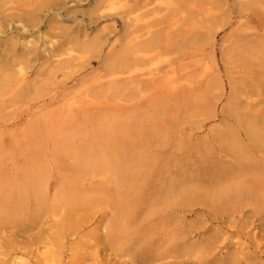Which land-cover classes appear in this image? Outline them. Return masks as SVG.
Instances as JSON below:
<instances>
[{
  "label": "rangeland",
  "instance_id": "1",
  "mask_svg": "<svg viewBox=\"0 0 264 264\" xmlns=\"http://www.w3.org/2000/svg\"><path fill=\"white\" fill-rule=\"evenodd\" d=\"M34 1L13 0V11ZM76 1L38 13L30 33H0L11 80L0 92V264H264V149L239 166L226 130L248 138L225 113L229 83H243L244 113L264 116V0H231L216 22L178 10L198 0L154 1L176 11L136 25L164 27L163 48L130 55L147 57L132 73L109 69L119 50L104 52L108 41L78 47L105 26L126 40L118 17L87 22L88 1ZM66 32L76 44L58 66L46 49ZM33 45L29 60L9 62ZM151 70L171 84L151 87Z\"/></svg>",
  "mask_w": 264,
  "mask_h": 264
},
{
  "label": "bare ground",
  "instance_id": "2",
  "mask_svg": "<svg viewBox=\"0 0 264 264\" xmlns=\"http://www.w3.org/2000/svg\"><path fill=\"white\" fill-rule=\"evenodd\" d=\"M25 1V0H24ZM69 2L77 3L76 0H68ZM67 0H36L31 5L20 9L16 8V11H13L12 3L13 0H0V33H5L6 31H13L17 33H30L32 29L36 28L39 24L38 13H45L49 10H65L66 5L68 4ZM88 1V5L90 9L88 11L82 12V17H84L85 21L90 23H95L97 21L113 18L114 22H117L116 16L122 21V37L126 42L124 44L120 43L121 39L115 38L116 35H113V40H109L105 33L109 31L108 34L114 33L115 27L112 26H105L101 28L99 34L92 41L91 44L87 45L77 44L80 49H91L93 51H101L103 48V43L108 41L107 46L105 47L106 53H113L118 48V54H115L113 60L109 63V69L115 71L121 69L124 73H132L133 70L137 69V66L142 64L147 57L142 55L141 57H130L132 54H150L153 52L160 51L163 47L160 45V32L164 29V27L158 28L156 32L151 31L152 26L149 22L143 20L141 26H136L143 17L149 15L150 13H163L162 17L158 19L155 26L163 25L164 18L171 12L176 11L172 7H152L154 1L157 0H86ZM230 1L231 0H198L199 3L195 2L190 7H185L182 4L178 6L179 11H184L188 14H193L195 17L199 15H203L205 21L207 22H216L221 19H229L230 16ZM71 6V5H70ZM69 6V7H70ZM116 6L122 7V11H120L116 15H112L111 11L115 9ZM138 13V14H137ZM63 13L58 12L56 16L63 17ZM136 14L135 16H133ZM67 15V14H66ZM65 15V16H66ZM133 16V17H131ZM57 20L51 19L48 21L47 26L51 28L57 33L65 32L64 29H61L57 26ZM219 26V24H217ZM144 30L140 36H132L137 32ZM212 35L215 32L211 33ZM210 34V36H212ZM46 36L41 35L40 39H44ZM143 37L144 39L140 40ZM103 40V41H102ZM193 43V42H192ZM195 43V42H194ZM45 45V43L43 42ZM76 44L75 38L71 37V34L67 32L65 35L62 36L61 41L57 44L51 43V47L48 49V54L51 58H56L55 63L58 66H62L67 62V59H62L61 57L66 53L73 49L71 45ZM6 51L11 52V50L15 49V41L5 43ZM117 46V47H116ZM119 46V47H118ZM40 46L33 45L31 47H25L22 51V54L16 56L15 58H11L9 62H13L17 60H29L30 56L35 55L39 52ZM166 49V46H165ZM156 73H152V70L147 72L148 84L153 88H158L163 85L171 84L169 78H167V74L165 75H158ZM152 73V74H151ZM0 92L2 89L7 87L11 82L8 75L5 73L0 75ZM231 95L228 97V107L225 109V113L228 114L230 117L234 118L237 122V127L241 129L248 138L249 144L247 146L240 145L235 136L234 132L227 129V135L230 139V145L235 149L237 154V161L239 166L242 168H246V165H243V161L250 158L252 150L254 149H264V116L262 115H250L245 114L244 110L249 106L241 101V97L243 96L245 90L242 88L243 83H229ZM137 91L140 90V87L137 86ZM115 91V89H112ZM167 94L169 96L174 95V91H168ZM53 98L49 99V104L51 103ZM248 165V164H247ZM239 167V168H241ZM233 173L220 171L216 173L215 179L221 180L228 178ZM142 261V260H141Z\"/></svg>",
  "mask_w": 264,
  "mask_h": 264
}]
</instances>
